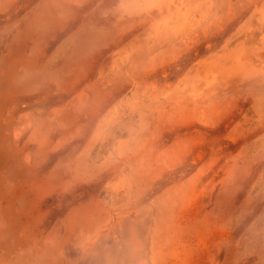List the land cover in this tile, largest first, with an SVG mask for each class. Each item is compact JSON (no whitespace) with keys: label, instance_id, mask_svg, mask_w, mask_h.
I'll use <instances>...</instances> for the list:
<instances>
[{"label":"rangeland","instance_id":"374dc122","mask_svg":"<svg viewBox=\"0 0 264 264\" xmlns=\"http://www.w3.org/2000/svg\"><path fill=\"white\" fill-rule=\"evenodd\" d=\"M112 7L0 0V264H264V0H170L101 58ZM197 25L210 63L130 84Z\"/></svg>","mask_w":264,"mask_h":264},{"label":"clouds","instance_id":"9594fccd","mask_svg":"<svg viewBox=\"0 0 264 264\" xmlns=\"http://www.w3.org/2000/svg\"><path fill=\"white\" fill-rule=\"evenodd\" d=\"M169 2L170 0H112L113 7L110 15L113 18V22L107 29L105 41L100 45L102 49L100 54L101 58L113 54L116 48H122L128 41L134 39L139 32L148 28L151 20L145 15L146 10L155 11ZM219 44L220 41L210 40L207 37L205 28L199 25L190 29H184L172 38L170 44L150 43L147 45L148 51L145 63L135 68L130 75H127L130 84L135 82L141 86L155 85V88L150 89L154 93L166 91L168 90V86L178 85L182 82L184 77L189 72L195 70L196 67H203L201 65L203 59H207L210 63L215 56V50L219 47ZM174 46H181L187 51V54L178 61H173L172 59V49ZM164 72L168 73V75L165 79L161 80V73ZM158 80L159 83L156 82ZM183 131L184 128H177L170 134H179ZM257 136H264V116L253 127L252 135L247 139L251 141ZM239 147L240 144H237L231 146L230 149L226 148V151L234 152ZM261 167L264 168V164ZM98 175L101 185H103L104 177L102 167L98 171ZM250 182L248 180L245 183L240 178L237 180L238 184L243 183V185ZM218 183H222V181H218ZM214 190H217V195H221V189L219 187H215ZM243 196L244 192L242 191L238 195V199ZM223 213L225 216L228 215L227 209H224Z\"/></svg>","mask_w":264,"mask_h":264}]
</instances>
